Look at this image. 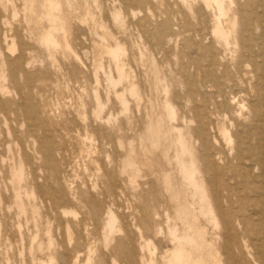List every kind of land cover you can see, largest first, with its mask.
<instances>
[{"label": "rangeland", "instance_id": "374dc122", "mask_svg": "<svg viewBox=\"0 0 264 264\" xmlns=\"http://www.w3.org/2000/svg\"><path fill=\"white\" fill-rule=\"evenodd\" d=\"M48 1L0 0V264H170L163 258L170 243L158 195L164 184L158 176H146L159 169L165 145L161 138L157 148L152 145L144 121L154 123L164 115L166 98L178 122L193 134L211 103L209 97L218 90L211 88L208 75L222 82L208 64L218 62L223 49L203 52L193 45L182 12L197 8L198 1L185 0L182 7L177 0H50L55 22ZM52 26L57 30L52 31ZM48 31L54 44L47 46L42 36ZM150 32L157 35L161 47L154 45ZM248 33L250 39L260 35L254 26ZM12 43L15 51L9 50ZM116 44L122 50L118 64L125 79L121 82L109 55L99 56V67L90 62L94 49H113ZM21 49L31 64L28 71L34 74L30 85L27 71L12 66ZM147 57L160 82L164 72L171 81L166 96L148 94L147 101L135 102L128 82L134 81L142 95L144 85L154 81ZM192 62L197 67H191ZM244 72L243 79L232 72L236 90L250 82L251 69ZM18 84L35 93V99L22 100ZM226 100L215 119L225 130L218 139L228 151L235 144L227 145L226 137L246 127L259 110L245 92L226 95ZM99 104L110 113L108 123L97 114ZM260 110L264 112V107ZM161 130L173 143L177 133L167 121L161 122ZM173 152L171 147L169 154ZM192 153L201 159L204 152L196 144ZM257 153L250 151L246 157L258 160ZM114 181L123 191L105 198L104 189ZM248 193H243L246 199L264 208L260 190ZM258 217L248 232L235 225L234 244H260L264 250ZM109 218L114 221L112 230ZM206 228L211 232L215 227ZM235 252L238 256L240 250Z\"/></svg>", "mask_w": 264, "mask_h": 264}, {"label": "bare ground", "instance_id": "6f19581e", "mask_svg": "<svg viewBox=\"0 0 264 264\" xmlns=\"http://www.w3.org/2000/svg\"><path fill=\"white\" fill-rule=\"evenodd\" d=\"M191 1L193 3L198 1L199 6L195 9L189 7L187 13L182 12L183 19L189 21L186 24L187 31L192 32L193 45L201 51L214 52V47L223 49L218 62L208 64V67H213L214 72L221 75L222 82L216 76L208 75L207 82L211 83V88L218 90L209 97L211 103L206 104L204 112L199 116L198 128L193 131V134L188 133V126L178 122L177 113L166 98L162 104L164 115L156 117L154 123L148 118L144 121L146 134L152 145L157 148L159 138L165 145L161 153L159 169L149 170L146 173V176L150 178L160 177L164 184L163 190L158 194L162 200L159 202L155 199L165 208L162 218L166 226V238L170 243V249L165 252L163 258L170 264H264V250L260 244H234L235 225L248 232L253 224V218L258 215L257 222H263H260L261 229L258 234L264 242V208L243 195L245 191H249L248 194H250L254 193V190H260V196L264 199V112L260 110L264 107V0ZM177 3L183 7L185 0H177ZM48 4L51 11L49 16L52 18L51 21L55 22L52 2L49 0ZM114 18L118 19L119 15H114ZM252 26L260 32V35L250 39L248 32ZM237 28L239 35L235 36ZM56 30V26H52V31ZM148 35L154 39V45L162 46L156 34L150 32ZM42 40L47 46L53 45L51 31L46 32ZM9 50L15 51L13 43ZM121 51L117 44L113 49L106 47H100V51L94 49L90 62L93 67H99V56L109 55L117 70L118 81L121 82L125 79L123 70L118 64ZM83 56L88 60L87 52H84ZM227 57L231 58L230 62V58L227 59ZM27 60L28 55L21 49L12 60V66L23 67L27 71L25 80L30 85L35 78L34 74L28 71L31 64ZM146 60L154 81L144 85L142 95L137 92L134 81L128 82L129 94L135 102L147 101L148 94L166 96L171 81L170 74L164 72L163 80L160 82L153 61L151 62L148 57ZM194 66L197 67L196 63L192 62L191 67ZM244 68L251 69L250 82L245 89L236 90L233 73L243 79ZM11 73L15 79V68ZM252 80L254 83H251ZM108 83L114 86L113 83ZM200 86L206 88L203 84ZM17 90L22 100L35 99V93H31L20 84L17 85ZM237 92H245L253 97L251 104L256 102L259 111L253 112L246 127L241 126L236 134L226 137L227 145L233 142L235 144L233 148L226 151L225 146L218 139V135H225V130L218 128L215 117L219 114V106L226 107V95H236ZM184 112H182L183 122L185 121ZM97 114L105 123L109 122L110 113L100 104ZM74 119L79 118L75 116ZM164 120L167 121L170 129L177 133L173 143L161 130V122ZM208 135L211 139L209 144ZM196 144H199L204 152L201 159L192 153ZM171 147L174 149L172 156L169 154ZM250 151L258 152L259 159L251 160L246 157ZM44 152L50 154L48 148H45ZM197 162H200L202 166L199 167ZM168 166L172 167V172H168ZM115 181L114 184L108 182L107 188L102 193L105 198L114 197L123 191L121 186H115ZM128 181L133 183V180ZM148 183L151 182L148 181ZM222 193L225 195L223 196ZM235 198L239 200V204ZM148 201L153 202L151 199ZM80 203L86 204L82 199ZM85 207L89 209L87 204ZM109 213L107 208L106 215ZM83 223L84 221L80 220V226ZM210 224H213L215 228L208 232L206 227ZM107 225L112 230L113 219L109 218ZM105 237L108 238V236ZM237 249L240 250L238 256L235 252ZM127 258L131 259V255L128 254Z\"/></svg>", "mask_w": 264, "mask_h": 264}]
</instances>
